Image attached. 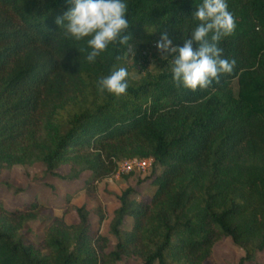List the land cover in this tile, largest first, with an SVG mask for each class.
<instances>
[{
    "label": "trees",
    "instance_id": "16d2710c",
    "mask_svg": "<svg viewBox=\"0 0 264 264\" xmlns=\"http://www.w3.org/2000/svg\"><path fill=\"white\" fill-rule=\"evenodd\" d=\"M124 2L129 45H137L131 65L119 42L87 60L88 38L66 37L55 23L71 0H0V172L37 161L67 181L89 171L85 193L97 200L94 182L118 162L154 158L149 176L116 195L109 235L91 227L80 205L77 221L53 216L44 236L28 241L23 229L38 200L13 209L0 202V264H216L213 246L223 237L244 251L237 264L264 250V0H226L236 29L218 47L235 60L233 71L194 92L173 82L172 62L146 71V50L163 33L182 47L203 0ZM120 67L126 94L101 92L100 78ZM131 67L144 74L132 78Z\"/></svg>",
    "mask_w": 264,
    "mask_h": 264
},
{
    "label": "clouds",
    "instance_id": "9594fccd",
    "mask_svg": "<svg viewBox=\"0 0 264 264\" xmlns=\"http://www.w3.org/2000/svg\"><path fill=\"white\" fill-rule=\"evenodd\" d=\"M71 3L73 7L57 17L55 23L65 28L66 37L75 41L88 38L87 46L91 49L87 56L89 62H94L109 44L119 42L131 48L124 0H71ZM192 18L199 23L182 47L174 46L167 33L161 35L156 47L161 59L167 60L171 55L172 79L176 86L183 85L194 92L198 88H209L213 81L219 83L222 74L233 71L235 60L222 58L223 49L218 44L222 38L234 34L236 22L228 11L226 0H203ZM127 77V70L120 67L100 78L98 88L119 97L126 94Z\"/></svg>",
    "mask_w": 264,
    "mask_h": 264
},
{
    "label": "rangeland",
    "instance_id": "374dc122",
    "mask_svg": "<svg viewBox=\"0 0 264 264\" xmlns=\"http://www.w3.org/2000/svg\"><path fill=\"white\" fill-rule=\"evenodd\" d=\"M159 40H153L147 53L145 70L150 73H156L166 68L172 57L169 54L168 59H161V53L156 45ZM136 44H131L126 54V63H133V54ZM166 61V63L164 62ZM144 73L137 67H131L129 75L134 79H139ZM232 89L237 92V80H233ZM162 167L156 165L153 170L156 173L161 171ZM62 173L67 171V167L59 169ZM151 170L146 172H133L131 175H119L113 173L108 177L95 181L97 200L90 199L85 193V181L90 177L89 171L82 172L78 178L73 181H67L46 171V165L37 161L32 164H17L0 172V202L6 209H13L22 205L24 202L36 198L41 206L37 217L28 221L23 229L24 236L28 241H37L44 236L47 225L53 216L61 217L66 223L77 221V214L74 206L85 205L90 209V222L93 229H101L105 233L107 220L112 216L113 210L118 205L116 195L120 194L127 186H134L138 180L149 176ZM144 195H150L154 187L149 180H145L141 186ZM139 198L138 195H134ZM103 214V221L98 222L99 215ZM131 220H127L130 225ZM101 226V227H100ZM115 244V238L111 236L107 250L112 249ZM244 255V251L235 246L228 237L219 239L213 246V258L216 264H237ZM114 264H141L140 260L124 258ZM245 264H264V250L259 252L253 261Z\"/></svg>",
    "mask_w": 264,
    "mask_h": 264
},
{
    "label": "built area",
    "instance_id": "2783aa9c",
    "mask_svg": "<svg viewBox=\"0 0 264 264\" xmlns=\"http://www.w3.org/2000/svg\"><path fill=\"white\" fill-rule=\"evenodd\" d=\"M154 163L153 157H131L125 158L118 162V166L116 168V172L119 175L127 174L131 172H146L147 170H151Z\"/></svg>",
    "mask_w": 264,
    "mask_h": 264
},
{
    "label": "crops",
    "instance_id": "0c3cea01",
    "mask_svg": "<svg viewBox=\"0 0 264 264\" xmlns=\"http://www.w3.org/2000/svg\"><path fill=\"white\" fill-rule=\"evenodd\" d=\"M110 220H111V218L109 219V220H107V224H106V230H108L109 231V223H110ZM103 222H102V224L101 225H103V224H105V222H106V220L105 219H103L102 220ZM104 226V225H103ZM101 227V226H100ZM99 232H100V229H99ZM101 234H104V235H109V233H105V231L103 232L102 231V229H101V232H100Z\"/></svg>",
    "mask_w": 264,
    "mask_h": 264
}]
</instances>
